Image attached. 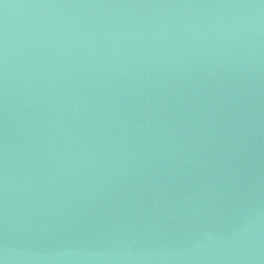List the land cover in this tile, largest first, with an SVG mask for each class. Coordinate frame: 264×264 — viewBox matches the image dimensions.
Listing matches in <instances>:
<instances>
[{
    "label": "water",
    "instance_id": "1",
    "mask_svg": "<svg viewBox=\"0 0 264 264\" xmlns=\"http://www.w3.org/2000/svg\"><path fill=\"white\" fill-rule=\"evenodd\" d=\"M0 264H264V0H0Z\"/></svg>",
    "mask_w": 264,
    "mask_h": 264
}]
</instances>
